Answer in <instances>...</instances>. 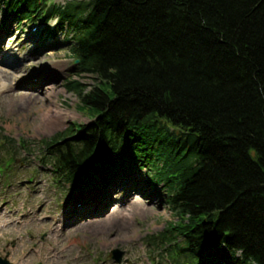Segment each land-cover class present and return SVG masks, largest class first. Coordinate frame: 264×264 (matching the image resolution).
Segmentation results:
<instances>
[{
    "label": "trees",
    "instance_id": "16d2710c",
    "mask_svg": "<svg viewBox=\"0 0 264 264\" xmlns=\"http://www.w3.org/2000/svg\"><path fill=\"white\" fill-rule=\"evenodd\" d=\"M1 7L71 35L77 79L64 86L90 121L42 139L41 161L87 189L145 167L176 216L148 242L169 264H264V0Z\"/></svg>",
    "mask_w": 264,
    "mask_h": 264
},
{
    "label": "rangeland",
    "instance_id": "374dc122",
    "mask_svg": "<svg viewBox=\"0 0 264 264\" xmlns=\"http://www.w3.org/2000/svg\"><path fill=\"white\" fill-rule=\"evenodd\" d=\"M48 24L8 17L0 8V53L10 47L18 59L0 65V74H6L0 81V259L9 264H169L148 242L176 216L166 203V190L146 185L145 167L122 165L98 196L86 184L67 182L40 160L42 139L74 122L90 121L77 94L64 86L68 78L77 79L71 35L56 30L54 19ZM30 49L31 59L19 61ZM81 81L92 83V78ZM53 105L67 114L63 125L47 130L41 113ZM95 173L87 167L83 179ZM133 196L148 210L140 211ZM115 207L129 212V219H111ZM115 248L123 251L120 262L110 258Z\"/></svg>",
    "mask_w": 264,
    "mask_h": 264
},
{
    "label": "bare ground",
    "instance_id": "6f19581e",
    "mask_svg": "<svg viewBox=\"0 0 264 264\" xmlns=\"http://www.w3.org/2000/svg\"><path fill=\"white\" fill-rule=\"evenodd\" d=\"M1 41V39H0ZM23 43H26V41H24ZM10 47L8 48H4L3 51L0 53V56L3 58V60L0 61V65H7L9 66V63L13 62V61H18V59L16 57H14V55L9 51ZM32 49L28 50L27 52H25L22 56L19 57V61L22 59H31L32 57ZM3 72H6V70H2ZM5 73L0 74V81H2L1 79L3 77H5ZM2 86H4V83H1ZM7 87V86H6ZM70 114H73L71 112H68ZM67 112H64V110L60 109L57 105H53L52 107L43 110L41 113V122L42 125L44 126L45 129L47 130H54L59 128L61 125H63L64 123V119L66 117ZM114 184V182H113ZM103 191H107V189H102V188H96L95 193H98L97 195L99 196V194H101ZM135 196H133L132 200L134 199ZM89 201H86V204H88ZM95 202V201H93ZM134 205L139 207L140 211H147L148 208H145L143 205V201L142 200H137L134 199ZM84 209L87 210L86 207H84ZM82 214V213H81ZM114 218H121V219H129L130 217V213L127 211H124L123 209L119 208V207H115L112 209L111 211V219Z\"/></svg>",
    "mask_w": 264,
    "mask_h": 264
},
{
    "label": "water",
    "instance_id": "95a60500",
    "mask_svg": "<svg viewBox=\"0 0 264 264\" xmlns=\"http://www.w3.org/2000/svg\"><path fill=\"white\" fill-rule=\"evenodd\" d=\"M122 254H123V251H121L118 248H115L110 251L109 255H110V258L114 259L116 262H120ZM0 264H9V262L6 259H0Z\"/></svg>",
    "mask_w": 264,
    "mask_h": 264
}]
</instances>
